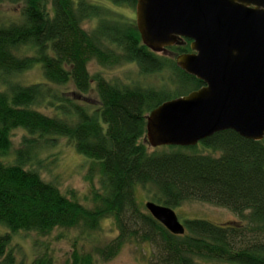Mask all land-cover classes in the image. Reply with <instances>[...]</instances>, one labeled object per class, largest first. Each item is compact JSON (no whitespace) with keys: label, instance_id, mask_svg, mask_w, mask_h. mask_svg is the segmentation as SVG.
Instances as JSON below:
<instances>
[{"label":"trees","instance_id":"1","mask_svg":"<svg viewBox=\"0 0 264 264\" xmlns=\"http://www.w3.org/2000/svg\"><path fill=\"white\" fill-rule=\"evenodd\" d=\"M3 1L20 2L22 7L20 20L0 24V157L11 151L12 131L20 129L28 139L14 151L11 163L0 160V228L6 230L0 229L1 264H14L11 234L46 236L55 229L73 228L92 232L103 219H112L116 230L108 244L92 252L103 261L135 241L152 247L151 264H264V138L253 142L225 131L199 142L206 154L195 147L149 152L145 116L203 84L174 60L145 48L135 25L107 14L94 0ZM103 1L135 7V0ZM85 21H94L96 28L86 31ZM179 41L170 50L176 56L189 53L190 41ZM91 62L101 67L135 64L143 75L168 72L170 87L112 83L91 76ZM36 65L43 82L21 85L11 80ZM61 86H70L71 96L64 97ZM91 88L99 102L93 111L76 99ZM42 107L53 116L41 113ZM59 138L98 169L101 192L93 195L92 208L68 199L25 168L34 157L36 140ZM139 187L153 191V203L172 210L196 201L226 209L239 221L216 225L186 220L184 234L173 235L140 209L135 199ZM92 261L91 254L72 252L71 264Z\"/></svg>","mask_w":264,"mask_h":264},{"label":"water","instance_id":"2","mask_svg":"<svg viewBox=\"0 0 264 264\" xmlns=\"http://www.w3.org/2000/svg\"><path fill=\"white\" fill-rule=\"evenodd\" d=\"M135 24L152 53L189 40L175 63L203 86L148 113L149 147H194L232 131L264 138V0H135ZM149 215L173 235L184 227L168 207L146 202Z\"/></svg>","mask_w":264,"mask_h":264},{"label":"rangeland","instance_id":"3","mask_svg":"<svg viewBox=\"0 0 264 264\" xmlns=\"http://www.w3.org/2000/svg\"><path fill=\"white\" fill-rule=\"evenodd\" d=\"M103 10L121 22L128 21L135 25V7L127 4L112 6L103 0H94ZM20 2L3 1L0 3V24L18 21L21 18ZM97 24L94 21H85L82 27L86 31H92ZM180 42V41H179ZM177 45V44H176ZM174 45V46H176ZM173 47V46H172ZM166 48L161 53L167 59L174 60L177 57L175 52ZM191 53V51L189 52ZM91 76L99 75L103 79L117 84L136 86L140 88L158 89L163 86L170 87L168 83V72L155 75H143L135 64H122L115 67H101L96 62L87 66ZM13 82L21 85H31L43 82L42 72L38 65L24 73L17 74L11 78ZM0 88L4 89L1 85ZM60 92L64 97L71 96L68 92L70 86H61ZM172 95L169 96L171 98ZM76 98V97H75ZM80 104L88 105L93 111L99 107V102L94 90L91 88L88 94L76 98ZM39 111L47 116H53L50 110L45 108ZM148 114L145 116V118ZM27 138L24 131L17 129L11 133V151L0 160L4 163H11L14 158V151L23 147V139ZM52 139V138H50ZM46 143H39L36 140V147L33 148V159L26 164L27 169L36 171L46 182L56 186L59 192L77 201L86 208H92L93 195L100 191V176L97 167L92 166L89 159L80 156L73 149L71 143L66 139L44 140ZM196 152L206 154L200 144L194 146ZM160 148V147H159ZM162 148V147H161ZM157 148L148 146L151 152ZM157 152L160 150H156ZM91 168L93 169L91 171ZM153 191H145L140 187L135 190V199L143 211L146 202L151 201ZM152 202V201H151ZM145 210V209H144ZM177 220L184 225L186 220L200 219L216 225H223L230 221H239L238 217L226 209L212 206L201 202H186L173 209ZM2 232L5 229L0 228ZM116 236V230L112 219H103L97 230L92 232L84 231L81 228L55 229L46 236H40L33 232H17L11 234L9 250L14 256V264H71L72 252L75 250L80 255L91 254L92 264H151L153 253L149 244L141 242H129L122 246L118 253L110 260L103 261L92 254L97 247H103ZM2 259H0V264ZM195 264H228L214 261L196 260Z\"/></svg>","mask_w":264,"mask_h":264}]
</instances>
